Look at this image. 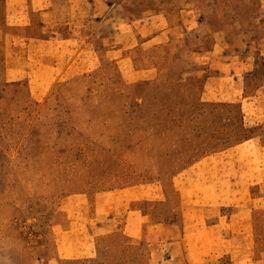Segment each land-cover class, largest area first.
I'll use <instances>...</instances> for the list:
<instances>
[{
    "label": "rangeland",
    "instance_id": "374dc122",
    "mask_svg": "<svg viewBox=\"0 0 264 264\" xmlns=\"http://www.w3.org/2000/svg\"><path fill=\"white\" fill-rule=\"evenodd\" d=\"M53 1L56 14H74L61 7L69 1ZM259 1L107 0L97 12L126 21L163 12L179 23L180 7L190 10L193 28L177 50L137 52L146 69L131 73L106 52V19L99 16L90 32V4L82 0L79 19H63L65 34L76 28L65 47L0 82V264H151L146 242L98 226L114 205L119 224L110 228L123 226L127 208L151 222L175 220L205 162L264 149ZM36 36L33 26L23 27L20 46L40 58L45 48ZM234 76L241 91L222 98V81ZM76 231L90 238L86 251L96 245L95 255L65 256ZM61 242L67 250L60 255Z\"/></svg>",
    "mask_w": 264,
    "mask_h": 264
},
{
    "label": "crops",
    "instance_id": "0c3cea01",
    "mask_svg": "<svg viewBox=\"0 0 264 264\" xmlns=\"http://www.w3.org/2000/svg\"><path fill=\"white\" fill-rule=\"evenodd\" d=\"M67 1L70 3L61 7L73 10L71 16L65 12L56 14L53 0H0V82L19 79L29 72L31 60L51 58L65 47L76 28H70L69 34H65L61 26L63 19H79L76 9L82 0ZM108 3L107 0H86L90 9L85 12V20L93 33L92 23L99 16L106 19V52L111 59L124 62L131 73L146 69L137 61L135 53L145 57L147 50L161 45L175 51L183 35L193 28L186 5L180 7L186 13L182 21L174 23L163 12L137 21L116 18L112 10L97 12L99 7L106 9L104 4ZM259 7L264 11V0L259 1ZM55 24L59 27L55 28ZM28 25L39 34L36 39L45 48L40 58L34 49L27 52L20 46L22 29ZM233 79V82L222 81L218 89L222 98L236 96L241 91L238 78ZM233 154L227 160L203 164L202 177L191 179L187 186L177 219L151 222L141 209L127 208L123 210V226L110 228L108 222L119 224L121 210L119 207L116 210L114 205V215L106 217V222L98 226L99 233L121 229L130 239L146 242L151 264H264V239L259 237L264 224L258 222L264 218V149H238ZM76 234L72 249L65 256L95 255L97 248L92 242L86 251L90 238L82 239L81 232ZM59 248L61 255L67 250L66 243L61 242Z\"/></svg>",
    "mask_w": 264,
    "mask_h": 264
}]
</instances>
